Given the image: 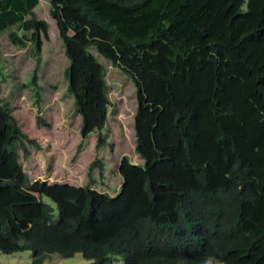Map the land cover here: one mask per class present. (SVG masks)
Here are the masks:
<instances>
[{
  "label": "trees",
  "instance_id": "16d2710c",
  "mask_svg": "<svg viewBox=\"0 0 264 264\" xmlns=\"http://www.w3.org/2000/svg\"><path fill=\"white\" fill-rule=\"evenodd\" d=\"M39 1L0 0V33L18 27L12 45L39 50L48 37ZM47 1L82 138L107 121V61L133 82L142 163L119 160L114 196L31 181L17 147L28 157L38 144L0 100V251L29 250L31 264L77 253L89 264H264V0Z\"/></svg>",
  "mask_w": 264,
  "mask_h": 264
},
{
  "label": "rangeland",
  "instance_id": "374dc122",
  "mask_svg": "<svg viewBox=\"0 0 264 264\" xmlns=\"http://www.w3.org/2000/svg\"><path fill=\"white\" fill-rule=\"evenodd\" d=\"M49 9L47 0H40L34 8L37 17L48 25V37H41L39 50L29 42L24 47L10 43L8 33L17 31V26L0 33V100L12 109L22 131L38 144H27L28 157H24L18 146L20 162L31 181L90 185L114 196L121 185L117 171L119 160L127 156L134 164L142 163L134 152L136 101L133 82L121 70L102 61L110 100L107 121L102 130L82 138L81 119L67 91L65 69L69 62ZM99 137L101 146L96 147ZM92 163L96 166L90 169ZM31 260L29 250L0 251V264H31ZM89 262L78 253L71 257L51 254L41 264ZM206 264L223 263L208 259Z\"/></svg>",
  "mask_w": 264,
  "mask_h": 264
}]
</instances>
